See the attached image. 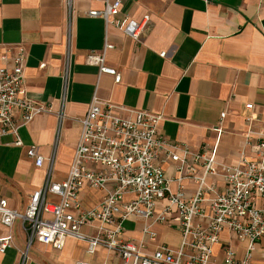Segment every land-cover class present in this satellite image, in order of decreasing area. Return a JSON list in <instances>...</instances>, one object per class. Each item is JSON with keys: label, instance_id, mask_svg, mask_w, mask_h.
I'll return each mask as SVG.
<instances>
[{"label": "crops", "instance_id": "crops-1", "mask_svg": "<svg viewBox=\"0 0 264 264\" xmlns=\"http://www.w3.org/2000/svg\"><path fill=\"white\" fill-rule=\"evenodd\" d=\"M104 3L72 0L67 12L66 0H0V56L6 53L10 62L13 54L22 51L24 96L50 107L20 127L22 145H15L11 135L0 138V196L13 209L25 210L49 168L52 182L66 177L80 132L77 119L86 113L93 94L118 106L161 115L159 133L185 143L192 151L217 142L216 160L225 164L237 162L247 135L256 140L264 132V0H121L118 14L109 20L127 16L138 21L149 14L150 29L141 41L101 17L88 15L90 10H102ZM105 42L112 44L105 51V64L120 73L118 83L86 62L88 52H100ZM66 69L67 90L62 100ZM249 103L252 108L246 107ZM15 116L19 118L20 112ZM216 128L221 129L220 136ZM32 145L44 157L40 167L27 156ZM247 155L252 157L250 152ZM162 168L171 191L176 192V164L167 161ZM194 174H203L200 165L195 164ZM206 181L218 191L225 188L218 176L209 175ZM181 184L186 197L196 190L189 178ZM102 196L101 190L89 187L80 193L87 207ZM133 197L127 194L125 200ZM163 203L158 202L156 211ZM208 203H204L207 212ZM256 204L263 206L264 198L257 197ZM169 222L153 223L156 240L149 241L142 233L143 220L130 217L123 222L121 238L143 240L147 253L158 244L177 247L181 238L175 210ZM96 226L97 222L84 226L83 231L95 234ZM8 234L14 245L0 252V264H20V250L26 247L21 222L11 228L0 223V236ZM245 245L234 233L222 231L220 241L212 247L211 264L222 261L224 246L241 259ZM263 251L264 239L254 254L255 261L261 260ZM79 261L122 264L117 253L98 248L90 254L84 242L71 237L60 250L34 241L24 264Z\"/></svg>", "mask_w": 264, "mask_h": 264}, {"label": "built area", "instance_id": "built-area-1", "mask_svg": "<svg viewBox=\"0 0 264 264\" xmlns=\"http://www.w3.org/2000/svg\"><path fill=\"white\" fill-rule=\"evenodd\" d=\"M66 2L69 12L72 0ZM120 4L121 0H105L102 10H90L88 15L101 17L106 24H113L126 36L141 41L150 29V15L145 14L138 21L127 16L109 20V16L118 14ZM111 47L112 44L105 42L100 52H88L86 62L96 65L99 74L112 75L118 83L120 73L105 64V51ZM161 55L165 56V52ZM0 60L6 62L0 63V138L11 135L14 144L20 146V127L35 115L48 112L50 107L24 96L21 50L12 55L10 62L6 53ZM67 82L66 69L62 100ZM252 106L246 104L247 108ZM17 111L19 118L15 116ZM58 115L59 118L63 115L62 109ZM160 120L161 115L118 106L93 94L86 113L77 119L80 132L66 177L61 182H52L49 168L45 182L31 194L24 211L9 207L7 199L0 196V223L11 228L20 221L26 234L20 264H24L27 249L34 241L60 250L69 237L84 242L90 254L98 248L117 253L122 264H211L212 247L220 241L224 230L234 233L246 245L241 259L235 258L231 247L224 246L219 264H264V251L261 260H254L264 239V205L256 204L257 197L264 198V132H259L256 140L247 135L237 162L225 164L216 160L217 142L212 147L192 151L185 143L170 141L160 134ZM216 130L220 136L221 129ZM26 153L35 166L43 164L44 157L37 153L34 145L28 147ZM167 161L175 163L179 173L176 192L171 191L170 179L162 168V163ZM195 164L202 167V175L194 174ZM209 175L221 178L225 184L223 191L207 183ZM186 178L196 184L190 197L185 196L181 184ZM85 187L101 190V200L93 206H85L80 198ZM127 194L134 197L125 200ZM206 201H209V212L204 206ZM158 202L164 203L156 211ZM173 210L177 212V231L181 238L177 247L158 244L147 253L143 251V240L134 242L121 238L123 222L134 217L144 222L143 236L155 241L156 233L151 225L169 224ZM95 222V234L83 231L84 226ZM13 245L10 234L0 236V252Z\"/></svg>", "mask_w": 264, "mask_h": 264}, {"label": "rangeland", "instance_id": "rangeland-1", "mask_svg": "<svg viewBox=\"0 0 264 264\" xmlns=\"http://www.w3.org/2000/svg\"><path fill=\"white\" fill-rule=\"evenodd\" d=\"M125 225V224H124Z\"/></svg>", "mask_w": 264, "mask_h": 264}]
</instances>
